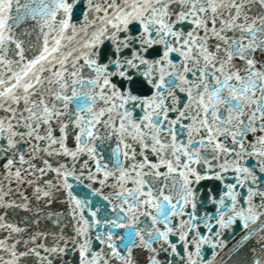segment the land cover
Segmentation results:
<instances>
[{
	"label": "snow or ice",
	"instance_id": "obj_1",
	"mask_svg": "<svg viewBox=\"0 0 264 264\" xmlns=\"http://www.w3.org/2000/svg\"><path fill=\"white\" fill-rule=\"evenodd\" d=\"M0 264H264V0H0Z\"/></svg>",
	"mask_w": 264,
	"mask_h": 264
}]
</instances>
